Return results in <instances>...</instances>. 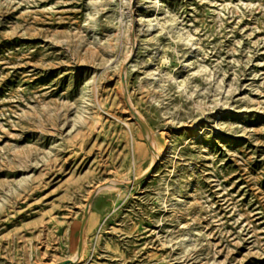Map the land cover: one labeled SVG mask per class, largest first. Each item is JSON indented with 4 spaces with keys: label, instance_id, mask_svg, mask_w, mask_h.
<instances>
[{
    "label": "rangeland",
    "instance_id": "374dc122",
    "mask_svg": "<svg viewBox=\"0 0 264 264\" xmlns=\"http://www.w3.org/2000/svg\"><path fill=\"white\" fill-rule=\"evenodd\" d=\"M0 264H264V0H0Z\"/></svg>",
    "mask_w": 264,
    "mask_h": 264
}]
</instances>
